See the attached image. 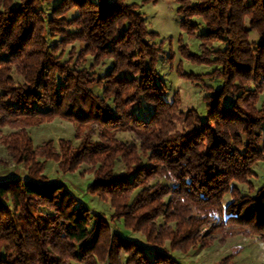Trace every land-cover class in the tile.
I'll return each mask as SVG.
<instances>
[{
  "label": "trees",
  "instance_id": "1",
  "mask_svg": "<svg viewBox=\"0 0 264 264\" xmlns=\"http://www.w3.org/2000/svg\"><path fill=\"white\" fill-rule=\"evenodd\" d=\"M53 1L0 0V131L56 117L92 126L79 147L62 140L65 164L104 156L87 192L109 199L151 248L123 237L111 226L114 217L45 177L52 143L37 147L22 130L3 138L25 175L0 181V264H181L165 241L174 247L171 238H182L193 247L212 222L249 228L264 243V185L249 194L235 185L248 183L264 159V109L257 108L264 91V0H175L179 51L194 65L214 68L208 74L174 67V38L166 39V53L136 4ZM183 34L199 40V52ZM107 60L111 67L99 72ZM162 63L206 94L205 117L182 111L178 95L168 99ZM121 132L132 139L120 140ZM119 160L126 166L121 173ZM227 194L233 200L225 206ZM174 220L178 228L168 229Z\"/></svg>",
  "mask_w": 264,
  "mask_h": 264
},
{
  "label": "rangeland",
  "instance_id": "2",
  "mask_svg": "<svg viewBox=\"0 0 264 264\" xmlns=\"http://www.w3.org/2000/svg\"><path fill=\"white\" fill-rule=\"evenodd\" d=\"M59 1L60 0H54L52 4L56 5ZM110 1L114 2L115 0ZM126 2L139 6L138 11L143 14L149 29L160 34V38L157 41H165L164 50L166 53L170 51L169 42H167L166 39L169 37L174 38L172 45L176 53L174 67H177L179 63H181L186 72L196 74H208L213 71L214 68L194 65L181 55L178 42V37L182 33L180 27L181 19L177 14L178 5L175 0H127ZM76 15L77 10L75 9L68 13L69 19ZM70 30H74V28ZM183 35L184 41L190 49L193 52H199V40L197 38H189L186 34ZM258 38L259 36L255 31L251 32L250 39L252 42L258 41ZM59 40L60 37L58 36L51 42L52 45L55 43L57 44ZM75 45L81 46L80 43H75ZM71 47L72 45L68 46L66 53L70 51ZM110 67L111 61L107 60L99 69V72L103 73ZM158 68L160 75L170 88L168 99L172 100L174 96L178 95L181 100L180 109L182 111L197 109L202 114V117H205L206 104L203 98L206 94L202 92V89L193 86L188 81L184 80V78H180L175 70L170 69L168 64H159ZM208 84L211 85L212 83L208 81ZM219 85L220 84H218V86ZM257 108L264 109V91L259 97ZM146 110L147 108H136V113L143 115L147 112ZM22 130L29 132L34 145L37 147L43 146L48 142L52 143V151L51 149L49 151L52 153L53 157L46 158L48 162L44 172L45 177L49 178L52 182L65 184L80 202L84 203L94 212L106 216L107 219H110L111 216L114 217V222L111 223V226L123 237L138 241L144 246L151 248V246L147 244L145 232L139 230L137 225L135 226L137 228H128L123 222V219H120V216L115 213V209L112 207L109 199L103 200L99 196L91 195L87 192V187L95 178V173L98 171V168H102L101 163L105 160L104 156L98 158V160H93V162L74 163L70 164V166L68 163V165L65 164L64 151H66V149L62 148V140L71 141V143L79 147L83 139L93 130V127L90 125L79 127L76 123L56 117L54 119L39 120L32 126L4 127L0 131V181L11 175H25L22 166L14 163L11 155L3 145V138L9 137V135ZM119 138L122 141H130L132 139V134L121 132ZM96 140L97 135L94 137V141ZM74 149H76V147ZM53 152H56V155ZM117 158L116 156L115 159ZM115 164L117 173L126 170V166L121 160ZM253 172L254 176L249 179L248 183L235 184L243 194L254 192L264 185V159L254 165ZM232 200V196L227 194L223 204L226 206L228 203L232 202ZM158 223H164L163 217L158 219ZM165 225L168 226V229L178 228L175 220ZM168 229L165 230L167 231L165 233L166 236L169 235ZM169 237L171 236L169 235ZM171 240L172 243H174V247H172L170 240L165 241V246L168 249H175L172 255L181 264H222V262L230 256H232L233 259L230 260L229 264H264V243L256 233L242 226L231 225L223 228L215 224V222H212L204 231V236L201 237L200 242L196 243L193 247V242L189 241L184 243L182 242V238H176V240L174 238L175 242H173L172 238ZM175 246L185 248L183 250H178Z\"/></svg>",
  "mask_w": 264,
  "mask_h": 264
}]
</instances>
